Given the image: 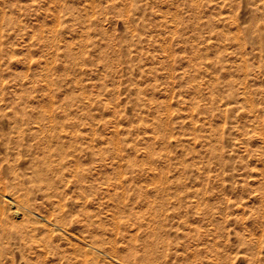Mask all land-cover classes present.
<instances>
[{
    "label": "rangeland",
    "instance_id": "374dc122",
    "mask_svg": "<svg viewBox=\"0 0 264 264\" xmlns=\"http://www.w3.org/2000/svg\"><path fill=\"white\" fill-rule=\"evenodd\" d=\"M0 247L264 264V0H0Z\"/></svg>",
    "mask_w": 264,
    "mask_h": 264
},
{
    "label": "bare ground",
    "instance_id": "6f19581e",
    "mask_svg": "<svg viewBox=\"0 0 264 264\" xmlns=\"http://www.w3.org/2000/svg\"><path fill=\"white\" fill-rule=\"evenodd\" d=\"M4 195V194H3ZM16 198V197H15ZM18 199V198H17ZM12 201L15 203L16 201H15V199H13L12 198ZM11 202V201H10ZM19 202V201H18ZM16 204H18V203H16ZM19 206H20V204H18ZM21 207H22V205H21ZM19 208V207H18ZM17 208V209H18ZM26 210V209H25ZM15 212V211H14ZM16 213V212H15ZM51 225H53V224H51ZM54 226V225H53ZM55 227V226H54ZM50 228V227H49ZM56 228V227H55ZM60 228V227H59ZM62 229V228H61ZM58 230V229H57ZM66 232V231H65ZM70 232V231H69ZM67 233L66 232V235H67V237L66 238H68V240L69 241H71V240H73L74 239V241L75 240H79L80 241V238H78V236H76V234H74V233ZM65 236V235H64ZM80 237V236H79ZM65 238V237H64ZM82 239V238H81ZM83 242V241H82ZM76 243V242H75ZM80 243V242H79ZM83 244H85V246L86 247H81V248H77V250H78V252L80 253V252H82L83 250H90V249H93L94 247L89 243H86L85 241H84V243ZM71 245V244H70ZM76 245V244H75ZM73 246V245H72ZM70 247V246H69ZM1 248V247H0ZM70 248H72V247H70ZM75 249H76V246H75ZM74 249V250H75ZM74 250H73V252H74ZM2 250L0 249V264H7V262H6V260L5 261H1V257H3V255H2V252H1ZM97 251V250H96ZM114 251V250H113ZM72 252V253H73ZM77 252V251H76ZM66 254H68V253H66ZM73 255V254H72ZM74 256V255H73ZM77 256V255H76ZM86 256H88V255H86ZM75 257V256H74ZM62 258V257H61ZM79 258V257H78ZM5 259H7L6 257H5ZM64 259V258H63ZM66 259V258H65ZM74 260V259H73ZM70 261V260H69ZM78 262V261H77ZM70 263V262H69ZM24 264H26V263H24ZM71 264V263H70ZM73 264V263H72ZM82 264H83V262H82ZM88 264V263H87ZM112 264V263H111Z\"/></svg>",
    "mask_w": 264,
    "mask_h": 264
}]
</instances>
